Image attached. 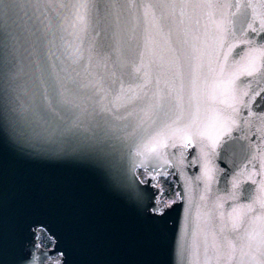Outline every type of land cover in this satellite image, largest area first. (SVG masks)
Listing matches in <instances>:
<instances>
[{
    "label": "water",
    "instance_id": "obj_1",
    "mask_svg": "<svg viewBox=\"0 0 264 264\" xmlns=\"http://www.w3.org/2000/svg\"><path fill=\"white\" fill-rule=\"evenodd\" d=\"M71 2L0 0V15L19 19L22 27L16 30L24 32L31 53L23 77L27 88L21 92L19 103L22 107L46 105L61 93L66 98L77 90L82 97L95 93L94 99L116 117L114 123L127 126L119 133L121 150L102 170L83 160L36 155L0 136V264H178L174 255L178 234L193 245L203 242L205 227L222 226L210 218L207 225L202 223L203 213L212 212L217 204L229 211V205L235 206L242 195L254 194L257 186L250 174L253 165L260 170V161H249L254 153L264 151V121L246 124L241 120L239 130L232 132L236 139L230 141L222 158H209L207 149H188L189 161L200 156L195 167L182 161L178 149L169 150L165 158L175 167L165 165L164 174L158 175L154 169L163 160L137 156L134 133L140 127L147 131L153 120L163 119L172 107L165 99L160 111L153 113V97L158 101L165 95L163 88L171 79L170 52L174 54L185 33H196L201 12L190 14L183 25L174 21L170 37L167 33L163 40L157 37L156 58L163 67L150 81L138 71L147 65V58L142 65V30L135 19H126L119 29L106 28L99 37L92 31L83 35L66 18L64 6ZM156 2L164 4L167 0ZM203 23L201 20V27ZM97 45L106 50L98 61L73 62L78 49ZM98 86L108 87L113 95L101 99ZM117 96L121 97L119 102ZM252 107L255 115L264 116V94ZM243 116L247 118V111ZM141 161L144 166H140ZM138 169L145 170V182L138 177ZM205 172L216 177L210 186ZM170 174L176 199L159 209L162 216H152V208H159L155 200L159 185L150 181ZM38 228L52 239L50 248L36 249ZM228 239L232 241V237ZM235 246L241 247L238 239ZM57 254L58 263L45 261ZM213 264H247V260L243 251L233 257L226 250Z\"/></svg>",
    "mask_w": 264,
    "mask_h": 264
},
{
    "label": "snow or ice",
    "instance_id": "obj_2",
    "mask_svg": "<svg viewBox=\"0 0 264 264\" xmlns=\"http://www.w3.org/2000/svg\"><path fill=\"white\" fill-rule=\"evenodd\" d=\"M64 11L72 27L83 35L92 31L98 37L106 28L119 29L126 19L134 18L142 30V65L147 58V65L138 71L150 81L163 67L156 58L157 37L163 40L165 33L170 37L174 21L183 25L190 14L201 12L196 33H185L174 54L170 52L171 79L163 88L165 95L158 101L153 97V113L160 111L165 99L172 107L163 119L153 120L147 131L140 127L134 133L137 156L163 160L154 169L158 175L164 174L165 165L175 167L165 158L169 150L178 149L182 161L195 167L200 156L189 161L188 149H207L209 158H222L230 141L236 139L232 132L239 130L241 120L246 124L264 121L252 107L264 94V0H167L164 4L156 0H135L134 4L129 0H72ZM21 27L18 18L0 15V136L36 155L83 160L102 170L109 167L121 150L119 133L127 126L114 123L116 117L94 99L95 93L82 97L77 90L71 98L61 93L46 105L22 107L19 103L27 88L23 77L31 56L24 32L16 30ZM104 51L99 45L80 48L73 62L98 61ZM96 91L102 93L101 99L113 95L106 86H98ZM120 100L117 96L116 102ZM255 160L260 161V170L253 165L250 174L257 186L254 194L242 195L235 206L229 205V211L217 204L212 212L203 213L200 220L205 225L208 218L222 225L218 229L205 227L203 242L193 245L178 234L174 245L178 264H213L226 250L233 257L243 251L247 264H264V151L254 153L249 164ZM204 175L210 186L216 177ZM150 215L162 216L163 212L153 207ZM237 239L240 248L235 246Z\"/></svg>",
    "mask_w": 264,
    "mask_h": 264
},
{
    "label": "built area",
    "instance_id": "obj_3",
    "mask_svg": "<svg viewBox=\"0 0 264 264\" xmlns=\"http://www.w3.org/2000/svg\"><path fill=\"white\" fill-rule=\"evenodd\" d=\"M136 173L142 182L146 181L145 170L138 169V170H136ZM150 183H154V184L159 185L158 193L155 197V200H157L156 204L159 207L158 209H160L164 206H167L171 202H173V200L169 196L171 188L174 187V181L171 177V174L167 177L160 176L156 180L152 179L150 181ZM170 185H171V187H170ZM174 192H175V188H174ZM36 239L38 242V246L36 249H38V248L46 249V248H50L52 246V239L49 236H47L45 234V232L43 231V229H41V228L37 229ZM45 261L46 262L47 261H54V262L58 263L60 261V255L57 254L55 257L46 258Z\"/></svg>",
    "mask_w": 264,
    "mask_h": 264
},
{
    "label": "rangeland",
    "instance_id": "obj_4",
    "mask_svg": "<svg viewBox=\"0 0 264 264\" xmlns=\"http://www.w3.org/2000/svg\"><path fill=\"white\" fill-rule=\"evenodd\" d=\"M169 181V180H168ZM171 187V185H170ZM170 198L174 201L176 199V193L174 192V187L171 188L170 194H169Z\"/></svg>",
    "mask_w": 264,
    "mask_h": 264
}]
</instances>
